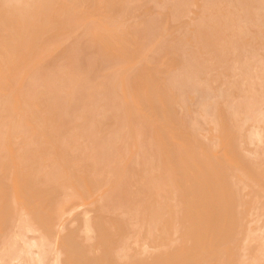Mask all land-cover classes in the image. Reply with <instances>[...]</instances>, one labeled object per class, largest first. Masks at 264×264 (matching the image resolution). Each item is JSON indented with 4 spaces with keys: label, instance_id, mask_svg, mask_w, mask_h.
I'll return each mask as SVG.
<instances>
[{
    "label": "bare ground",
    "instance_id": "bare-ground-1",
    "mask_svg": "<svg viewBox=\"0 0 264 264\" xmlns=\"http://www.w3.org/2000/svg\"><path fill=\"white\" fill-rule=\"evenodd\" d=\"M17 1L18 0H0V6H2L0 8H2L4 11L9 10L12 15L14 14V17H12V18H15V16H16V19H11L12 15L9 12H7L8 15L5 14L7 16L3 17L2 14H4V13H2L3 10L1 9L2 12H0V14L1 13L2 14L0 15V76H1L0 82H3V80L5 81L6 76H7V80L9 78V81L11 82V78H12L11 75L13 74L12 73L13 69L15 68L17 70L19 68V67L16 68L17 67L16 64H18L19 66H20V64H22V61L20 59L26 60V62H27V60L29 58L31 59L32 57H34L33 55L30 56L31 54H34L33 51L36 50V48L34 49L33 46L39 47L40 44L44 43L43 45H45V48H47L48 44L52 43L54 41V39L58 38V36H61L63 38V36H65V35H61V32H63L62 30H64L65 32H66L65 29L69 30L68 26L71 25L70 23L75 22V21H73V19L78 21L79 19L77 20V18H80L81 16H83L82 14L85 13L84 12L85 10H83L84 8L86 9V8L90 7V5H91V7H90L91 9L95 10L96 12L97 11L99 12V14H97V15H100L102 13L101 15H102V17H104L103 20L105 19V17H107V15H106V12H107L109 14H108V19L106 18V20L110 21L111 19L109 20V18H111V17H109V15L110 14L113 15V13L115 15L116 14L115 12H118L119 10H121V9H119V8H121L120 6H122L125 3V2L124 3L122 2V5H121V2L119 3L120 0H21V1L19 0L20 2H17ZM135 1H137V0H135ZM240 1H242V4H243L242 7L244 6V9H247V6H250L251 3H254V5L255 4L258 5V1H260V0H240ZM128 2H131V1H128ZM179 2L176 3V5L179 4ZM207 2H209V1L207 0ZM223 2L225 3V1H223ZM236 2H237V0H236ZM196 3H198V0ZM262 3L264 4V2H262ZM118 4H119V6H118ZM155 4H157V3H155ZM220 4H222V3H220ZM235 4L237 5V3H235ZM130 5H133V3ZM206 5H207V3L204 4L205 7H206ZM225 5H227V4H225ZM77 6L81 7L80 10H81V12L83 11L82 14L80 13L79 9H77V10L75 9ZM82 6H85V7L82 8ZM92 6H93V8H92ZM208 6H211V5L208 4ZM208 6L206 8L210 9V7H208ZM6 7L7 8L12 7V8L6 9ZM156 7H157V5H156ZM187 7H188V5H187ZM222 7H223V5H222ZM178 8H180V7H178ZM216 8H217V6H216ZM229 8H231V7H229ZM253 8H254V6H253ZM175 9H177V8H175ZM207 9H206V12H207ZM213 9L215 10L214 6L210 10H213ZM222 9H224V8H222ZM248 9H250V8L248 7ZM70 10H73V11L70 12ZM88 10L90 11V9H87V11ZM93 10H92V12H95ZM146 10H148V9H146ZM163 10H165V9H163ZM184 10H186V9H184ZM184 10H182V12ZM217 10H219V9L217 8ZM251 10H252V8H251ZM108 11H110V12H108ZM112 11H115V12L111 13ZM142 11H143V9H142ZM243 11H242V13H243ZM22 12H23V15L21 14ZM77 12H78V14H77ZM177 12H178V9H177ZM189 12H190V9H189ZM79 13L81 14V16H79L80 15ZM245 13H246V11H245ZM75 14L78 15L79 17H77ZM85 15L88 16L87 12ZM91 15H92V13H91ZM95 15H96V13H95ZM124 15H125V13H124ZM137 15H139V14H137ZM234 15H235V13H234ZM259 15H261V14L259 13ZM20 16L22 17V19L18 20L21 18ZM210 16L208 14L209 19L212 18ZM241 16H242V14H241ZM18 17H20V18H18ZM70 17H71V19H69ZM72 17H74V18H72ZM92 17H95V16H91V18ZM102 17H100V18H102ZM204 17H206V15L202 16V18H204ZM222 17H220V18H222ZM247 17H250V16H247ZM207 18H206V21L208 22L209 19H207ZM261 18H263V17L261 16ZM97 19H99V18H96V22L98 21L97 25L100 24L99 21L104 22L103 20H97ZM212 19L210 20L211 22H212ZM70 20H71V22H70ZM91 20H93V19L89 18V20H87V22H89ZM247 20H248V18H247ZM81 21H84V20H81ZM107 21H105V22H107ZM119 21H121V20H119ZM203 21H204V19H203ZM230 21H232L231 18H230ZM261 21H263V20H261ZM194 22H196V21H194ZM66 23L68 25H66ZM92 23L87 24V25H89V27H90V26H92ZM157 23H158V21H157ZM59 24L60 25L62 24V26H60ZM128 24H130V22ZM150 24H149V27L150 28L153 27L152 25H154V24L152 23L151 26H150ZM58 25L60 28L61 27L62 28L65 27V28L64 29H58L57 28ZM73 25H75V24H73ZM226 25L228 26V23L227 24L225 23V26ZM235 25L239 26L240 24H235ZM256 25H257V23H256ZM66 26H67V28H66ZM155 26H157V25H155ZM211 26H215V25L211 24ZM217 26L218 25H216V28H217ZM233 26H234V24H233ZM70 27H72V25ZM87 27H86V29H87ZM95 27L96 26L94 25V27H91V28L93 29ZM189 27H191V26H189ZM72 28H70V29H72ZM91 28L90 29L88 28V30H87L88 33H90L89 30L92 32ZM153 28H152V30H153ZM201 28H202V25H201ZM229 28H230V26H229ZM229 28H227V29H229ZM203 29H205V28H203ZM219 29L220 28H218L216 30L218 31ZM224 29H222L221 31L223 32ZM249 29H250V31L252 30L251 28H249ZM57 30H60V32H58ZM97 30H99V32H100V28ZM197 30H199V29H197ZM209 30H210V28H209ZM216 30H214L213 33H215ZM233 30H236V29H233ZM238 30H236V31H238ZM258 30H259V28L256 31H258ZM70 31L72 32V30H70ZM203 31L201 32V34L203 33ZM65 32H63V33H65ZM67 32H69V31H67ZM107 32H105V33L108 35L106 36V34H105L106 37L103 35L104 37H102V38H104V39H102V41L107 40L109 43H107V41L102 42L100 40L101 38H95L98 40V42L100 40L101 46L102 47L105 46L104 48H106L107 44L109 46L112 44V46H113V43H110L111 41L109 38L112 36L111 31L107 30ZM210 32H208V33H210ZM224 32H225V30H224ZM55 33H57V34L59 33L60 35L56 36L57 34H55ZM93 33H94V30H93ZM95 33H97V32H95ZM251 33H252V31H251ZM253 33H254V30H253ZM197 34L200 35L201 38H202V36H205V35L199 34L198 32H197ZM243 34H245V33H243ZM256 34H258V33H256ZM259 34H260V32H259ZM54 35L57 38H53ZM114 35H116V34H114ZM128 35L126 37L128 39L129 38L131 39L133 37V36L128 37ZM210 35H206L207 39H211L212 35L211 36ZM225 35L227 36L228 34H225ZM235 35H236V33H235ZM262 35H264V34H262ZM96 36L99 37L98 35H96ZM125 36H126V34H125ZM200 36L198 37L199 39L197 38L196 40H201ZM219 36H220V38H222L223 35H219ZM61 37H59L58 39H60ZM114 37L115 36H113L112 38L114 39ZM196 37H197V35H196ZM208 37H210V38H208ZM215 37H216V35H215ZM51 38H53V39H51ZM128 39H125V42H126V40L128 41ZM166 39H168V38H166ZM202 39L204 40V38H202ZM228 39H230V38L228 37ZM238 39H239V37H238ZM80 40L82 41V39H79V41ZM92 40H93V38H92ZM92 40L90 41L87 39L86 41H88V43L89 42L91 43ZM211 40L215 44L214 40L218 41L219 38L218 39L214 38V40L213 39H211ZM122 41L120 39V42H122ZM94 42H96V41H94ZM94 42H92V44H89V45L86 44L84 46L88 45L90 47V45H91V47L96 48V47H94V44H95ZM114 42L116 43L115 39H114ZM117 42H119V40ZM79 43L83 44L84 42H79ZM102 43H104L106 45L103 46ZM123 43H124V41L122 42V45H123ZM234 43L236 44V42H234ZM238 43L240 44V42H237V44ZM52 44H50V45H52ZM72 44L73 45H71V48L68 46L70 50H72V48L74 46L73 42H72ZM82 44H81V46H82ZM97 44L98 43L96 42L95 46H97ZM225 44H227V43H225ZM225 44L223 46H225ZM231 44H232V41H231ZM231 44L229 45L230 47H232ZM242 44H240L239 47ZM204 45H205V43H204ZM76 47H77V42H76ZM80 47H79V50L77 49L78 47L76 49L74 48L75 50H72L73 53L72 52L71 53L73 55L69 54L72 57V59L76 60L77 62L81 58L82 55L84 56V57L82 56V58H83L82 60H84V59L86 60L85 55L88 54L87 52H90L88 50L84 54L83 52H85V50L81 51L83 46L81 48ZM102 47L96 48V50L94 49L96 53L95 52L94 53L91 52V53L94 55L95 54L97 55L99 53V49H101L103 51ZM211 47H213L214 50H216V48L219 46L217 45V47H214V46H211ZM241 47H243V46H241ZM27 48H29V49H27ZM56 48H58V47H56ZM93 48H91V50ZM113 48H115V47H113ZM197 48H199V47H197ZM25 49L27 50V54H28V51L30 49H34V50H31L32 53H31V51H29V54L27 55ZM97 49H98V51H97ZM202 49L204 50V47ZM234 49H236V48L234 47ZM37 50L40 51L39 48H37ZM37 50H36V52H37ZM228 50H229V47H228ZM43 51H45V50H43ZM48 51L49 50H47V52ZM54 51H56V49ZM129 51H130V49H129ZM209 51L211 52V50H209ZM103 52H105V51H103ZM103 52H101V53H103ZM204 52H207V50ZM226 52H224V55H226L225 54ZM124 53L127 54L126 52H124ZM190 53H191V56H194V53H193V55H192V52H190ZM190 53H189V55H190ZM207 53H205L204 55H205V57L208 58L209 56ZM92 54H91V56L93 57ZM200 54H201V52H200ZM215 54H217L216 51H215ZM228 54H230V53H228ZM15 55L16 56L19 55L20 58H18V60H17L18 63L16 62V64H15L16 67H12V65L16 61ZM50 55H53V53H51ZM69 55L67 54V57ZM182 55L183 56H180L181 62L179 61V62H174L171 65L169 64L170 67L168 65L167 69L161 68V72H159L160 69H158L159 68V66H158V68L154 69L155 71L150 70V72L148 74V70L151 69L152 67L150 66L149 69L145 68L146 66L143 67L142 69H144V68L145 69L143 72H141V75H137L135 77L132 75L133 78H130L131 80H129L130 81L129 85H128L129 94H127L125 92L126 94L124 96L125 97L124 99H126V97L128 96L127 100H125V101H128V103L123 104V105L121 103H119L120 104L119 109H116L118 107L115 106V105H117L118 102L115 105L111 104L112 106H115L116 111L117 112L119 111L121 114L119 112L118 113L124 117L123 118L122 116L119 115L120 120H118L116 122V125L119 124L120 122L123 124L124 120L126 121V123L128 121H131V123H132V121L139 119L142 122V124H143V122H145V125L143 124L144 127H146V125L150 126V127L146 128V129L149 128L148 131L150 133V136H148V135L146 136L147 133L145 134V136L147 138L150 137V141H149V138H148V140H146V138H144V136H143L144 133L142 134L141 129L143 128L142 130L144 132V127L140 125L141 123L138 124L141 126V127L138 126L139 128H141V129H139L140 134H142V137L140 136L141 140L144 138L145 143H146V141L148 142L147 143V150H146V146H145L146 144L143 145L144 139H143V142L142 141L139 142L140 144L142 143V145H140L141 147L144 146V148H145L144 152L141 149L138 150L139 144H136V146H138V147H136V146L134 147V145L137 141L135 140V143L134 142L132 143L131 142V140L133 139L132 136H131V139L129 138L130 140L128 142H125L122 140V138H124V137H122V135H125L123 132L126 131V128H127L126 126H124V127H126L125 130L123 127V132H121L122 133L121 137H119V135H118L120 131L118 132V134H117L118 137H117L116 133L118 131V128L121 129L122 126L121 127L116 126L117 131L114 132L115 126H113V125L115 124V122L112 123L111 122L112 120L105 121V119H104L105 123H104V121H102L103 124L101 123L102 125L99 126L100 129L98 128L99 131L102 130L100 132H103L104 136L98 135V137L100 136L102 138L101 139L99 138L100 140L98 139L99 142H97V144H96L97 147H94V149L97 148L96 154L93 153V155L90 156V159L89 158H82L79 155L77 156L75 154H71V152H72L71 150L74 151L75 148L70 147L69 150H68V148H65V147H67V145H64L65 142H63V140H61V138L58 136L59 135L58 134L59 126L56 125L53 121L56 119V113L55 112L59 111V114L57 116L62 118L63 114L65 115V113H67V110L70 109L69 105H71L70 104L71 102L68 103V105H67V103H64L65 105H63V102H62L61 107L58 108L59 110L56 109L57 107L55 108L56 111H55V109H52L54 111L53 113H55V114L50 113V115H49V119L52 120V123L50 121L43 122L42 120L45 119L46 114L44 113V115H45L44 116L41 110H40L41 112L38 111L40 109V107H39V104H37L38 101H36L38 97L35 96L39 92H37V94H35V95L32 94V95H34V96H32V98L33 97L36 98V100L34 98L33 99L34 102H32V104L34 103V105H35L33 107V109H34L33 110L32 107H30V106H27L26 108L22 107L23 105H25L24 102H26V100H23L22 97L20 99L19 95L13 93L14 91H12V94L13 95L15 94L14 95L15 97L11 96V99L13 98L12 102H14V99L17 97V100L19 99L18 101L20 103L22 101L23 105H21L19 102H17V100H15L14 103L20 104L21 107H19L18 105L15 106V112L13 113L12 110L14 111V106H13L14 103H11L12 105H10V106L8 105V106H9V108L12 107L13 109L11 108V111H3V109L5 110L8 102H11V99L9 97L12 94L10 93L11 90H9V89L12 86L11 87H9V86L12 85L14 83V81H13V83L11 82L12 84L11 83L6 84L5 82H3V84H5V87L7 86L9 88H7V87L5 88L4 85L2 84L3 90L1 88H0V90L1 91H9V92H6L7 96L4 94L5 92H3V93L0 92V95L1 94L5 95L6 99L9 98L10 100L8 99L9 101L7 102V104L6 103H5L6 105L4 104L5 107L3 109H2V106H3L2 104L4 102L1 103L0 111L2 109L1 112L2 113L7 112V114H10L9 112H12L10 114V115H12V117L9 116L12 118V120H10V123L7 124V122H9L8 121V119H9L8 115L5 114V115H7V117L5 116V118L3 120H1L3 118L2 115H4V113L3 114L1 113L0 124L2 126L0 125V264H3L2 263V260H3L2 257L5 256L7 253L10 254V252L13 251V248H12V250H10V252L6 253L8 248L12 247L13 241L15 242V241H21V240L23 241V243L26 246L24 249L27 248L26 250H28L27 254L29 255V257H27V259H28V261H30L29 263H31V264H47V263H49L46 261V255H48L47 259L50 260L51 264H251V263H253V264H264V260L262 259V257H264V217H263L264 211L261 212L262 216H260V212L258 213V211H257L260 208H262V209L264 208V154L260 155L259 151L261 150V148H259L260 150H258V147L259 146L261 147L260 144H262L263 145L262 152L264 151L263 150L264 149V68H262L261 66H258L257 62H254L257 64V66L254 68V67L250 66L249 63H251V62H249L248 60H247V62H249L248 63L249 65L244 62L245 60L243 61L244 63H242V64L239 61H237L241 64V65H238L237 68L233 67L230 69H226L231 74L233 73V76L230 77V75H229L230 73L228 74V76H226L227 71L222 72L220 70L222 73L220 71H218V72L220 74H222L221 75L222 77H220L219 76L220 74L218 72H216V76H215V74H214V76L216 78H218V77L219 78L217 80L216 79L214 80L215 77L212 76L213 74H211V75L209 74L210 77L208 76V70L205 69L207 66L205 68L202 67V65L204 63H201V65H198L199 64L198 62L200 61V60H198L197 64H195L194 62L191 61V59L188 58L187 55H184V54H182ZM234 55H235V53H234ZM13 56L15 58L14 60H12ZM26 56H28L27 57L28 59L27 58L23 59ZM65 56H66V54H65ZM91 56L89 57L88 60L94 61L95 59H90ZM196 56H194V57L196 58ZM201 56H203V55L201 54ZM67 57H65V59ZM69 57H68V59L70 60ZM87 57H88V55H87ZM229 57H230V55H229ZM233 58H235V57H233ZM241 58H240V60H241ZM30 59L28 60L29 62L31 61ZM99 59H101V57H99ZM111 59H113V58H111ZM200 59H201V57H200ZM214 59L215 58H213V60ZM247 59H249V57H247ZM6 60H8L9 63L6 62ZM19 60L21 63H19ZM49 60L51 62L50 58H49ZM106 61H109V60H106ZM157 61L159 62L160 60H157ZM161 61H162V59H161ZM210 61H212V60H210ZM26 62H25V65L26 64L29 65V63H26ZM79 62H80V60H79ZM87 62L88 61H85L84 64L86 65ZM96 62H97V60H96ZM162 62H164V61H162ZM225 62H226V60H225ZM225 62L223 61V64ZM98 63H96L95 72H96V70L98 71V69H97ZM261 63H263V62H261ZM92 64H93V62H92ZM218 64H219V62H218ZM256 64H254V65H256ZM4 65H7V66L11 65L10 70L12 69L11 70L12 74H10L9 67L7 68V72H9L11 77L8 76L9 74H7L6 69H5L6 66L4 67ZM15 65H13V66H15ZM36 65H37V63H36ZM44 65L47 67V66H51L52 64L48 65V64L44 63ZM53 65H54V63H53ZM55 65H58V64L55 63ZM76 65H78V64H76ZM88 65H87V67H88ZM90 65H91V62H90ZM107 65H109L108 62L105 66H107ZM226 65H228V63H226ZM214 66L215 65H213V67ZM228 66H225V67H228ZM236 66H237V64H236ZM263 66H264V64H263ZM21 67L19 70L23 69V67L22 68ZM42 67H43V65H42ZM51 68L53 69V66ZM80 68H82V67H80ZM84 68H86V67H84ZM92 68L93 67H91V70H92ZM31 69H30V71H32ZM131 69L132 68L130 67V70ZM16 70L14 73L15 79L17 77V75H15V74L19 71V70H17V72H16ZM28 70H29V68H28ZM33 70H37V69H33ZM40 70H41L40 72H42V69H40ZM86 70H87V68L84 71L85 73H87ZM145 70H147V71H145ZM49 71H53V70H49ZM49 71H48V73H49ZM80 71L81 70H79V72ZM82 71H83V68H82ZM157 71H158V73H157ZM213 71H211V72H213ZM4 72H6L7 75ZM21 72L22 71H19V73H21ZM26 72H27V70H26ZM84 72H82V73H84ZM89 72L90 71H88V74H89ZM19 73H17V74L20 75ZM29 73L30 72H28L26 74H29ZM62 73L63 72H61V74ZM104 73H105V71H104ZM151 73L153 75H151ZM217 73H218V75H217ZM51 74H52V72H51ZM75 74H74V76H75ZM4 75H5V78H4ZM41 75H44V73H41ZM46 75H44V76H46ZM21 76L22 75H20V77ZM24 76H26V75L24 74ZM47 76L44 78L45 80H46ZM53 76L55 77V75H53ZM53 76L50 75V79ZM59 76L57 74V77H59ZM109 76L113 77L112 74ZM81 77H84V76H81ZM53 78L51 80L50 79L49 80L52 82V80L54 81ZM88 78L86 80H88ZM107 79H109V81L112 80V79L110 80V78H108V77H107ZM66 80H67V78H66ZM19 81H21V79H19ZM19 81H17V83ZM109 81H107L108 85H110L108 83ZM21 82H20V85H21ZM47 82H48V79H47ZM77 82L79 83L80 81L78 80ZM81 82H83V81H81ZM17 83L16 84L14 83L15 85H13L14 86L13 89L11 88L12 90H14L16 88L15 86L17 85ZM73 83H75V82H73ZM212 83H214L216 85H213ZM98 84H99V82H98ZM20 85L18 84L17 86H20ZM51 85H52V83H51ZM79 85H81V83ZM102 85H105V84H102ZM55 86H56V84H55ZM82 86H83V84H82ZM0 87H1V85H0ZM96 87H97V85H96ZM109 87H112V86H109ZM114 88H115V91L118 90V89H116V87H114ZM17 89H18V87L16 88V90ZM93 89H91V90H93ZM16 90H15V92H16ZM22 90L17 91V92H21ZM34 90H31V91H33V93H34ZM104 90H106V89H103V91ZM108 90H109L110 94L113 93V95H110L107 90L106 91L108 93L107 92L106 93L101 92L103 94L101 95V93H100V95L103 96L106 94V97L107 96L108 97L114 96L115 100H116L117 96H115V95L117 93L111 92L112 88H111V90L110 89H108ZM124 90H125V88H124ZM38 91H40V90H38ZM48 91H50V90L48 89ZM80 91H78V92H80ZM24 92H25V90H24ZM44 92H46V89ZM71 92H68V93L70 94ZM25 93H27V90ZM28 93L30 94V91H28ZM94 93H93V95H94ZM85 94H86V92H85ZM96 94H97V92H96ZM8 95H9V97H8ZM91 95H92V93H91ZM100 95H99V97H100ZM123 95H124V92H123ZM1 96H0V98H1ZM26 96H27V94H26ZM41 96H43V97H41ZM114 97H112V99H114ZM42 98H43V100H42ZM45 98H46V94L40 95L39 101L40 102H41V100L47 101V104H44V105L45 106L47 105V107L50 106L52 108L54 103H53V105L51 103L48 106V103H49L48 99L49 98H46V99ZM2 99H5V98L2 96ZM30 99H31V97H30ZM88 99H90V98H88ZM102 99H104V96ZM84 100H86V99H84ZM104 100H107V99H104ZM118 100L120 101V99H118ZM0 101H1V99H0ZM4 101H6V100H4ZM27 101H30V100H27ZM99 102H100V100H99ZM106 102L107 103L110 102V99L108 98V101H106ZM41 103H43V102H41ZM103 103L105 104V102H103ZM188 103L189 104L191 103L192 106L189 105V106H191L190 108H188V106H187V108H185L186 107L185 104L188 105ZM57 104H59V103H57ZM66 105L69 106V109ZM89 105H90V103H89ZM108 105H104V106H108ZM91 106L93 108V104H91ZM50 107H49V109H50ZM63 107H64L66 112L63 111ZM90 107H89V109H90ZM85 109H86V107H85ZM85 109H83V110H85ZM89 109H86V110H89ZM6 110H8V107L6 108ZM52 110L50 109V111H52ZM100 110H101V108H100ZM69 111H71V110H69ZM23 112H25V114H23ZM81 112H82V110H81ZM109 112H110V110H109ZM102 113H103V111L100 114H102ZM110 113H112V112H110ZM247 113H248V115H247ZM27 114H29V115L33 114L34 117H32L30 115L32 117V119H29L30 116H28ZM113 114H115V113L113 112ZM26 116H28L29 117L28 119L33 122L32 127H34V129H32V127H31L30 133L28 132V130H30V129L26 130L25 133L26 134L29 133V135L31 133H33V134L31 137H29L28 134L24 135L27 138L29 137V140L27 138H25L24 136H21V137L19 136V138H21V139L25 138L27 140L26 141L27 144L29 143L28 141H30L29 145H25L26 144L24 142L25 139L22 142L20 139L17 138L18 136H16V134H18V133L15 132V134H14L11 131L12 130L11 127L14 128V126H11V123L13 125L16 120L19 123L20 118L22 119L21 121H24ZM104 116H105V114H104ZM18 117H19V120H18ZM84 117H85V115H84ZM89 117L90 118H88V119H90V120H88V123H89V121L91 123L93 118L91 116H89ZM200 117H203V119L205 121H207V122L211 121L210 123H212L211 124V126H213L212 128H210V126L209 127L206 126L204 129V131L206 132L207 135L204 134L202 132V130H198V129H201L200 125H202V128L204 125V122H202L203 120H201V122L203 124H200V121H199ZM101 118H102V116H101ZM106 119H107V116H106ZM249 119L252 120V123L249 124V122H248V124H247V121ZM4 120L7 122H5ZM93 122H94V120H93ZM207 122H205V124ZM3 123L5 125H7L6 129H4L5 125L3 126ZM95 123L96 122H94V124ZM134 123H136V122L134 121ZM96 124L99 125L100 123L97 122ZM243 124H247L245 129H244L245 125L243 126ZM89 126H90V124H89ZM96 126H95V128H96ZM91 127H93V125L90 126V130L92 129ZM242 127L245 131L244 132L245 134H243V132L240 131V130H242ZM206 128H208V129H206ZM86 129L87 130L84 129V131L87 132L89 130V127L87 126ZM109 129H111L112 131L110 130V132H109L108 131ZM146 129H145V131L148 132ZM209 129H210V131H208ZM4 130H6V131H4ZM33 130H34V132H33ZM104 131H106L107 133H105ZM121 131H122V129H121ZM200 131H201V133H200ZM88 132H91V131H88ZM111 132H113V133H111ZM94 133L96 134V136H97V134H101L98 132H94ZM136 133H138V131ZM19 135H21V134H19ZM90 136H92V139H93L94 134H92V135L90 134ZM22 137H24V138H22ZM127 137H129V136H125L124 139L126 140ZM140 137H138V138L140 139ZM15 138H16V140L17 139L18 140L16 141ZM135 139H136V137H135ZM95 140L97 141L96 138H95ZM118 141H119V143H118ZM93 142H94V140H93ZM60 143L63 144L62 145L63 147H61ZM66 143H67V140H66ZM89 143L90 142L88 141L87 147H90L91 150L88 148V153L89 152L91 153V151L94 150L93 147H91V146L96 142H94V143H92V145L88 146ZM127 144L133 146L134 150H132L130 148L131 146H129V148H130L129 153L132 150V152H131L132 155L129 154L130 158L128 157L126 159V161L124 160L125 162L122 161L124 165L122 164L123 167H122V169H120L121 168L120 159L121 158L123 159L124 157H122V156L126 155V152L124 153V149L126 146H128ZM148 145H149V148H148ZM126 148H128V147H126ZM137 150L142 151L143 153L139 152L140 154L142 153L140 156H137L139 153L134 155V153H136ZM257 150H258V152H257ZM125 151H126V149H125ZM134 151H136V152H134ZM93 152H95V150ZM120 153L123 154V155L121 154V157H120ZM81 158H82V160H81ZM91 160L93 162L92 165H91V163H88ZM109 166H111V167H109ZM117 166H120V168H118L119 172L117 171ZM108 167L110 168L108 170H109V173H111V177H108V176H110V174H108V176L106 174V173H108V170H107V172L105 171ZM43 169H46V171ZM104 171H105L106 176H103ZM115 171H117V172H115ZM156 171H157V173L155 176H157V178L155 176H151V174L152 173L155 174ZM112 173H114L115 175L117 174V175L113 176L114 174L112 175ZM122 173H124V174L122 175ZM101 174H102V177H101ZM112 177H115V178H112ZM132 177H133V179L135 178L134 180L136 181V183H134L135 181L132 179ZM100 178H101V181H100ZM152 178H154V181H156L158 179V181H156V182H159V184L156 182L154 184L156 187V190L158 191V194L156 191L157 197L155 198V196H154V199H153V197H152L153 195L149 194L151 192V190L149 189L150 192L148 191L149 192L148 196L152 198V201H151V198H150V200H147V198H149V197H147L145 200V197L143 194L142 195H143L144 199H142V195H140V194L143 192V191L141 192V190H142L141 188L143 186H140L139 184L146 183V182L150 183ZM102 179L103 180L107 179L108 181H111V179H114V180H112L110 182L111 183L110 184L107 181L105 183V181H102ZM139 179L141 180V183H139V181H140ZM103 182L105 185H103ZM152 182H153V179H152ZM107 183L109 184V186ZM132 183L137 185V187H138L137 190L133 189L134 187L136 188V186L134 184H133L134 185L133 186ZM137 183H139V184H137ZM150 185H149V187H150ZM156 185H158V187ZM112 187L115 189H112ZM139 187H141V188H139ZM155 187H153V188L155 189ZM131 188L133 189V192L132 191L130 192ZM109 189L110 190L112 189L113 193L116 196V198H114V200L120 199L121 198L120 196H122L124 198L126 196H129V198H130L131 195L135 196L137 191L140 189V192L139 191L138 192H139V195L141 196V199L148 201L146 204H143L141 206V210L144 211L145 215L147 216V217H145L146 221L144 219V221L147 223V225H146L147 229L144 225H143L144 227L142 225L140 226V224H142L141 222L139 223V222L135 221L136 223H134L135 219H133V218H132L133 219L132 222L134 224L139 223V226H136V227H139V228L143 227V230L146 229L145 230L147 232L146 234H148L149 237H151L152 242L149 239L148 241L150 243L149 242L142 243V245L140 247L141 249H138V250L134 249V251L135 250L136 251L135 252L132 251L133 253H129V252H131L129 250L128 254H126L127 251L123 247L125 244H124V241H122L125 239L122 236L126 235V229L128 227L130 229L131 228L130 225L133 224L132 222H130L131 220H129L130 218L128 217V215L132 216V215H134V212H133V214L131 212V214H132L131 215V214H129L130 210L137 211L135 209H138L139 208L138 205H141V203H143V202H141V200H140L139 201L140 204H139L138 201L136 202V200H135L136 198L131 196V198H135V199H131L132 201H130L129 204L135 200V202H136L135 206L133 204V205H131L132 207L130 206L131 208L129 210L124 209L125 211L122 209L123 213H121L122 212V211L120 212L121 207L119 208L118 205L120 204L119 206L123 207V206H125L126 201L123 202V205L121 202H119V203L116 202L118 204V205L116 204L118 208L116 207V205L111 207V205H113V204H110V200L111 199H112V201H114V200H113V197L110 199V196H113V194H109L110 193V191H108ZM123 189L125 190L124 191L125 193H122ZM143 190H145V189H143ZM146 193H147V190L144 194L146 195ZM123 195H125V196H123ZM136 197L138 198V194ZM73 198L79 199L80 201L79 202H73L72 201ZM124 198L122 199V201L124 200ZM75 203H77V204H75ZM70 206H71V209L69 208ZM137 206H138V208H135ZM76 208L77 209L80 208V209L77 210ZM125 208L128 209L127 206H125ZM255 208H256V212L258 214H256V216L254 217L252 212L255 211L254 210ZM257 208H259V209H257ZM66 209H69V212L72 211L73 209H76V212H74L72 214V216L69 215L70 217H66V216H63ZM117 210H118V213H117ZM251 210H254V211L251 212ZM115 211H116V213H115ZM138 212L141 213V211H138ZM66 214H68V212ZM79 214H80V216H77ZM135 216H136V212H135ZM135 216H132V217H135ZM140 217H141V215H140ZM136 219H138V218H136ZM260 219L263 220L261 222V224H259V225L255 224V223H257L258 220L261 221ZM128 223H130L129 226H128ZM252 223L254 224V227L251 225ZM255 225H258V227L255 228ZM21 226L24 228L22 229ZM20 227H21V229H20ZM18 230H19V232H17L18 233L17 234L16 231H18ZM20 230H23L22 232H25V231L35 232V233H38V235L36 234L37 236L35 235V236L30 237L29 235L31 233L30 234L28 233L29 235L26 233L28 235V238H27V236L24 235L25 233H22ZM127 231H128V229H127ZM124 232H125V234H124ZM14 234H17V235H15V236H17V239L19 238L18 235L22 239L21 238H20L21 240L15 239L16 237L14 238ZM47 235H50V238H51L49 240L50 242L49 243L48 242L47 243L42 242L43 240H45ZM146 238L147 237H145L143 239V242ZM254 239H257L258 242H256ZM253 241H255V243H257V246H255V245L254 246L251 245V246H252V248L255 247V250L258 252V254H256L257 252L252 253V255L250 256L251 253H250V250L247 249V247H248V243L253 242ZM15 245H16V243H15ZM5 247H7V250L5 249ZM22 247L23 246H21L17 249V250H19L20 253H18L17 250H14L17 252V253H15V252L14 253L16 255L17 254L20 255L21 254L20 250L22 249ZM34 247H35V250L33 249ZM31 249H33L34 251ZM246 250L250 253V254L247 253V255H249V257L246 255V252H247ZM259 251H260V253H259ZM251 252H253V251H251ZM14 253L11 252L12 255L10 254L11 257L14 256L13 259H15V256H16ZM49 255L51 258L49 257ZM25 256H26V254L23 256V258ZM11 257H10V260H12ZM16 258L18 259V257H16ZM4 259H6V258H4ZM17 259H15V260L18 261ZM251 260H253L255 262H252ZM18 264H23V263H18Z\"/></svg>",
    "mask_w": 264,
    "mask_h": 264
},
{
    "label": "rangeland",
    "instance_id": "rangeland-1",
    "mask_svg": "<svg viewBox=\"0 0 264 264\" xmlns=\"http://www.w3.org/2000/svg\"><path fill=\"white\" fill-rule=\"evenodd\" d=\"M21 1V0H20ZM19 0L17 1V2H20ZM128 1H131V2H128ZM177 1V2H176ZM181 3H180V2ZM209 2H207V0H198V3H196L197 2V0H137V1H133V0H120L119 1V3L121 2V5H122V2L124 3L122 6H120L121 8H119V9H121V10H117L118 12H115V11H112L111 13H113V12H115L116 14V16L114 15V13H113V15L112 14H110L109 15V17H111V18H109V20L110 21H107L106 20V18L108 19V14L109 13H107L106 12V15H107V17H105V19L103 20V18L104 17H102V13L100 14V15H97V14H99V12L97 11H95V10H93V9H91L90 7H91V5H90V7H88V8H84L83 10H85L84 12L85 13H83V11L81 12V7L79 8L78 6V8L76 7L75 9L77 10V9H79L80 10V13L84 16H81V14L79 15V16H81L80 18H77V20L78 21H76V20H74L73 19V21H75L74 23H72L71 22V20H70V24L72 25V27H70V26H68L69 27V30L68 29H65L66 30V32L64 31V30H62L63 32H65V33H63V32H61V35H65V36H63V38L61 37V36H58V35H60L59 33L57 34V33H55V34H57L56 36H58V38L59 37H61L60 39H58L57 37H55V35H54V37L53 38H57V39H54V41L52 42V43H47L45 40V42L48 44V46H47V48H45V45H43V44H40V46L39 47H35V46H33L34 47V49L36 48V50H37V48H39L40 49V51H38L37 50V52H36V50L35 51H33L34 52V54H31L32 53V51L31 50H34V49H30L29 51H31V55L30 56H34V57H32L30 60V62L28 61L29 59L27 58L28 56H26V57H24L23 59H25V58H27L28 60H27V62H26V60H22V59H20L21 61H22V64H20V66L18 65V64H16V62L18 63V58H20V56L18 55V56H16L15 55V58H14V56L12 57L13 59L12 60H16L15 61V63L13 64V65H17V67H16V65L15 66H13L12 65V67H16V68H18L17 70H19L20 69V67L22 66L23 67V69L22 70H19V71H22L21 73H19V71L17 72V70H16V72L17 73H19L20 75H22L21 77H20V75H18L17 73L15 74V75H17V77H16V79H15V77H14V73H15V70L13 69V74L11 73V70H10V67H11V65L10 66H7V65H4V67H5V69H6V72H7V68L9 67V70H10V74H12L11 76H12V78H11V82L13 83V81H14V83L16 84L17 83V81H19V79H21V81H19L18 83H17V85L19 84L20 85V82H21V85L20 86H15L16 88L18 87V89L16 90V88L14 89V90H12L13 88H14V86L13 85H15L14 83L12 84L10 81H9V78H8V80H7V76H6V78H5V75H4V78H5V81L3 80V82H5L6 84H12V85H8L9 87H11L9 90H11L10 91V93L12 94V91H14L13 93H15V94H17V95H19V97H20V99H21V97L23 98V100H26V102H24V104L25 105H23V103H22V101H21V103L17 100V97L14 99V102H15V100H17V102H19L21 105H23L22 107H27V106H30V107H32V109H33V107L35 106L34 105V103L32 104V102H34V98L35 97H33L32 98V96H34L35 94H37V92H39L37 95H35L36 97H38L37 98V100H36V98H35V100L36 101H38V103L37 104H39V107H40V109L38 110V111H42V113H43V115H44V113L46 114V116H45V119H43L42 121L43 122H48V121H50L51 123H52V120H50L49 119V115H50V113H52V114H55L56 113V119L55 120H53L54 121V123L56 124V125H58L59 126V128H58V136L61 138V140H63V142H65V144L64 145H67V147H65V148H68V150H69V148L70 147H74L75 148V150L73 151V150H71L70 152H71V154H75V155H79V156H81L82 158H89L90 159V156L91 155H93V153H95L96 154V150H97V148L96 149H94V147H97L96 146V144H97V142H99L98 141V139L100 138H102V137H98V135H103L104 133L103 132H100V131H102V130H98V128H99V126L100 125H102L103 123H102V121H104V119H105V121H110V120H112L111 122L112 123H114L115 122V124L113 125V126H115L114 127V129H115V131L114 132H116L117 131V128H116V126H119V127H121L122 126V131H121V129H119L118 128V131H117V133H116V136L118 137V135H119V137H121V135H122V133L121 132H123V127L124 126H126V127H124V130H125V128H126V131H124L123 133L125 134V135H122V137H124L125 138V136H129V137H127L126 138V140L124 139V138H122V140L123 141H125V142H128L130 139H131V136L133 137V139L131 140V142L133 143H135V140L138 142H136L135 143V145H134V147L136 146V144H139L138 146H139V149L138 150H142L143 152L145 151V148H144V146L143 147H141L140 145H142V143L140 144L139 142L140 141H142L143 142V139L144 138H146V140H148V138H149V141H150V137H146L147 135L148 136H150V133H149V131H148V129H146L147 127H150V126H147L146 125V127H144V125H145V122H143V124H142V122L138 119V120H134L136 123H134V121H132V123H131V121H128L127 123H126V121L124 120V123L122 124L121 122L119 123V124H117L116 125V122L118 121V120H120L119 118V115L121 114L119 111V113L116 111V109H119V103H121L122 105L123 104H127L128 103V101H125V100H127V97H126V99H124L125 97V94L127 93V94H129V87H128V85H129V80H131L130 78H133V76L135 77V76H137V75H141V72H143L144 71V69L145 68H148L149 69V67L151 66L152 68L151 69H149L148 70V74H149V72H150V70L152 71V70H154V69H156V68H158V66H159V68L158 69H160V71L159 72H161V68L162 69H164V68H166L167 69V67H168V65L170 64H172V63H174V62H179L180 61V56H183L182 54H184V55H187L188 56V58L189 59H191V61L192 62H194L195 64H197V61L198 60H200L198 63V65H201V63H204L203 65H202V67H206L205 69H207L208 70V76H209V74L211 75V74H213L212 76L213 77H215L216 76V72H218V71H222V72H226L227 70L226 69H230V68H233V67H235V68H237L238 67V65H241L242 63H249V62H251V63H249L250 64V66H252V67H256L257 66V64L256 63H254V62H257L258 63V66H261L262 68H264V66H263V64H264V35H262V34H264V4L262 3V2H264V0H260V1H258V5H254V3H251L250 4V6H247V9H244V6L242 7V1H240V0H237V2H236V0H208ZM222 1V2H221ZM223 1H225V3L223 2ZM234 3H233V2ZM161 2V3H160ZM163 2V3H162ZM179 2V4H177L176 5V3H178ZM186 4H185V3ZM228 2V3H227ZM240 2V3H239ZM133 3V5H130V4H132ZM155 3H157V4H155ZM189 3V4H188ZM200 3V4H199ZM207 3V5H206V7L208 6V4L209 5H211V6H208V7H210V9H212L213 8V6L215 7V10L213 9V10H210L209 8L207 9L205 6H204V4H206ZM220 3H222V4H220ZM235 3H237V5L235 4ZM86 4V3H85ZM84 4V5H85ZM150 4V5H149ZM154 4V5H153ZM161 4V5H160ZM225 4H227V5H225ZM229 4V5H228ZM240 4V5H239ZM263 4V5H262ZM135 5V6H134ZM156 5H157V7H156ZM167 5V6H166ZM187 5H188V7H187ZM222 5H223V7H222ZM225 5V6H224ZM239 5V6H238ZM254 6V8H253V6ZM118 6H119V4H118ZM130 8H129V7ZM134 6V7H133ZM159 6V7H158ZM177 6V7H176ZM216 6H217V8L220 10H217V8H216ZM231 7V8H229V7ZM263 6V7H262ZM0 7H2V6H0ZM83 7H85V6H82V8ZM125 7V8H124ZM132 7V8H131ZM142 7V8H141ZM151 7V8H150ZM156 7V8H155ZM177 8L178 9V12H177V9H175V8ZM178 7H180V8H178ZM203 7V8H202ZM237 7V8H236ZM239 7V8H238ZM248 7L250 8V9H248ZM9 8V7H8ZM7 7H6V9H8ZM12 8V7H11ZM11 8H9V9H11ZM92 8H93V6H92ZM183 8V9H182ZM190 9V12H189V9ZM197 8V9H196ZM222 8H224V9H222ZM241 8V9H240ZM251 8H252V10H251ZM1 9L2 8H0V12H2L1 11ZM74 9V8H73ZM74 9V10H75ZM87 9H90V11L88 10L87 11ZM126 9V10H125ZM142 9H143V11H142ZM146 9H148V10H146ZM150 9V10H149ZM152 9V10H151ZM163 9H165V10H163ZM184 9H186V10H184ZM206 9H207V12H206ZM229 9V10H228ZM244 11H243V10ZM262 9V10H261ZM3 10V9H2ZM75 10V11H76ZM78 10V11H79ZM92 10L93 11H95V12H92ZM163 10V11H162ZM182 10H184L183 12H182ZM209 10V11H208ZM233 10V11H232ZM257 10V11H256ZM73 10H70V12H72ZM148 11V12H147ZM153 11V12H152ZM159 11V12H158ZM217 11V12H216ZM226 11V12H225ZM230 11V12H229ZM236 11V12H235ZM242 11H243V13L245 14H243L242 13ZM245 11H246V13H245ZM248 11V12H247ZM7 12H9L10 13V11L9 10H6V11H4L3 10V12L2 13H4V14H2V16L3 17H6L8 14H7ZM86 12H87V14H88V16H86L85 14H86ZM90 12V13H89ZM108 12H110V11H108ZM198 12V13H197ZM213 12V13H212ZM216 12V13H215ZM91 13H92V15H91ZM95 13H96V15L98 16H96L95 15ZM123 13V14H122ZM124 13H125V15H124ZM130 13V14H129ZM155 13V14H154ZM179 13V14H178ZM234 13H235V15H234ZM239 13V14H238ZM250 15H249V14ZM259 13L261 14V15H259ZM0 14V15H1ZM5 14H7V15H5ZM11 14V13H10ZM9 14V15H10ZM16 14V13H15ZM22 15H23V12L21 13ZM77 14H78V12H77ZM137 14H139V15H137ZM208 14H209V16L210 17H212V18H210L209 19V17H208ZM215 14V15H214ZM241 14H242V16H241ZM247 14V15H246ZM12 15V14H11ZM17 15V14H16ZM76 15V14H75ZM95 16L96 18H99V19H97V20H103L104 22H102V21H99V25H97V22H96V18L95 17H92L91 18V16ZM158 15V16H157ZM205 16L206 15V17H204V18H202V16ZM224 15V16H223ZM228 15V16H227ZM252 15V16H251ZM77 17H79L78 15H76ZM126 16V17H125ZM152 16V17H151ZM154 16V17H153ZM198 18H197V17ZM223 16V17H222ZM247 16H250V17H247ZM261 16L263 17V18H261ZM12 17H14V14L11 16V19H16V16H15V18H12ZM21 17V16H20ZM20 17H18V18H20ZM69 17V16H68ZM75 17V16H74ZM74 17H72V18H74ZM100 17H102V18H100ZM113 17V18H112ZM163 17V18H162ZM187 17V18H186ZM208 17V18H207ZM220 17H222V18H220ZM248 18V20H247V18ZM260 17V18H259ZM85 18V19H84ZM89 18L90 19H93V20H91V21H89V22H87V20H89ZM120 18V19H119ZM166 18V19H165ZM200 18V19H199ZM202 18V19H201ZM206 18L207 19H209L208 20V22L206 21ZM217 18V19H216ZM226 18V19H225ZM230 18H231V20L232 21H230ZM258 18V19H257ZM22 19V17L20 18V19H18V20H21ZM69 19H71V17L69 18ZM76 19V18H75ZM142 19V20H141ZM180 19V20H179ZM203 19H204V21H203ZM212 19V22L210 21ZM216 21H215V20ZM222 19V20H221ZM81 20H84V21H81ZM119 20H121V21H119ZM148 20V21H147ZM170 20V21H169ZM229 20V21H228ZM261 20H263V21H261ZM87 23H86V22ZM105 21H107V22H105ZM128 21V22H127ZM138 21V22H137ZM157 21H158V23H157ZM166 21V22H165ZM194 21H196V22H194ZM215 21V22H214ZM224 21V22H223ZM234 21V22H233ZM77 22V23H76ZM93 22V23H92ZM130 22V24H128ZM142 22V23H141ZM151 24H150V23ZM207 22V23H206ZM214 22V23H213ZM219 22V23H218ZM240 22V23H239ZM84 23V24H83ZM86 23V24H85ZM92 23V26H90L89 27V25H87V24H91ZM148 23V24H147ZM152 23L154 24V25H152ZM195 23V24H194ZM200 23V24H199ZM225 23L227 24L228 23V26L226 25L225 26ZM244 23V24H243ZM256 23H257V25H256ZM73 24H75V25H73ZM128 24V25H127ZM133 24V25H132ZM144 24V25H143ZM149 24H150V26L152 25L153 27L155 26V25H157V26H155L154 28L153 27H149ZM204 24V25H203ZM211 24L212 25H215V26H211ZM233 24H234V26H233ZM235 24H240L239 26L238 25H235ZM60 25V24H59ZM59 25L57 26V28L58 29H64L65 27H59ZM66 25H68L67 23H66ZM84 25V26H83ZM94 25L96 26L95 28H91V27H94ZM148 25V26H147ZM198 25V26H197ZM201 25H202V28H201ZM216 25H218L217 26V28H216ZM232 25V26H231ZM248 25V26H247ZM60 26H62V24L60 25ZM88 26V27H87ZM98 26V27H97ZM118 26V27H117ZM189 26H191V27H189ZM209 26V27H208ZM229 26H230V28H229ZM86 27H87V29H86ZM148 27V28H147ZM214 27V28H213ZM238 27V28H237ZM66 28H67V26H66ZM70 28H72V29H70ZM88 28L90 29H92V32L89 30V32L90 33H88ZM100 28V32H99V30H97V29H99ZM117 28V29H116ZM144 28V29H143ZM152 28H153V30H152ZM179 28V29H178ZM203 28H205V29H203ZM209 28H210V30H209ZM218 28H220L218 31L216 30V29H218ZM225 28V29H224ZM227 28H229V29H227ZM249 28H251L252 30V33H251V31H250V29ZM259 28V30L258 31H256L257 29ZM102 29V30H101ZM151 29V30H150ZM197 29H199V30H197ZM204 31H203V30ZM222 29H224L225 30V32H224V30H223V32L221 31ZM227 29V30H226ZM233 29H236V30H238V31H236V30H233ZM248 29V30H247ZM70 30H72V32L70 31ZM93 30H94V33H93ZM96 30V31H95ZM106 30V31H105ZM107 30L108 31H111V37H109L110 38V43H113V46H112V44L109 46L108 44H107V46H106V48H104L105 46L104 45H106V44H104V43H102L103 44V46L104 47H102L101 46V43H100V40L102 41V39H104V38H102V37H104L105 36V32H107ZM150 30V31H149ZM161 30V31H160ZM209 30V31H208ZM214 30H216V34L215 33H213L214 32ZM242 30V31H241ZM247 30V31H246ZM253 30H254V33H253ZM58 32H60V30H57ZM67 31H69V32H67ZM79 31V32H78ZM203 31V33L201 34V32ZM211 31V32H210ZM229 31V32H228ZM95 32H97V33H95ZM197 32L199 33V34H201V35H205V36H202V38H204V40L201 38V36L200 35H198L197 34ZM208 32H210V33H208ZM219 32V33H218ZM222 32V33H221ZM227 32V33H226ZM232 32V33H231ZM259 32H260V34H259ZM108 33V32H107ZM110 33V32H109ZM135 33V34H134ZM163 33V34H162ZM207 33V34H206ZM231 33V34H230ZM235 33H236V35H235ZM238 33V34H237ZM243 33H245V34H243ZM256 33H258V34H256ZM95 34V35H94ZM114 34H118L117 36L116 35H114ZM125 34H126V36H125ZM129 34V35H128ZM212 35V37H211V39H213L214 40V38L216 39H218L219 38V40L218 41H216V40H214L215 41V44L213 43V41L211 40V39H207V36L206 35ZM223 35L222 36V38H220V36L219 35ZM225 34H228L227 36L225 35ZM234 34V35H233ZM253 34V35H252ZM93 35V36H92ZM96 35H98L99 37H97ZM104 35V36H103ZM108 34H106V36H107ZM127 35H128V37H132L131 39L129 38H126L127 37ZM196 35H197V37H196ZM210 35V36H211ZM215 35H216V37H215ZM244 35V36H243ZM255 35V36H254ZM257 35V36H256ZM75 36V37H74ZM96 36V37H95ZM105 36V37H106ZM113 36H115L114 37V39H115V41H116V43L114 42V39L112 38ZM125 36V37H124ZM200 36V38H201V40H196L198 37ZM218 36V37H217ZM254 36V37H253ZM123 37V38H122ZM154 37V38H153ZM206 37V38H205ZM228 37L230 38V39H228ZM238 37H239V39H238ZM245 37V38H244ZM53 38H51V39H53ZM92 38H93V40L94 41H96L98 44H97V46H95V44H96V42H94L93 40H92ZM95 38H101L100 40H99V42H98V40L97 39H95ZM112 38V39H111ZM121 39V41L123 40L124 41V43H123V45H122V42H120V39ZM128 39V41L126 40V42H125V39ZM166 38H168V39H166ZM208 38H210V37H208ZM224 38V39H223ZM226 38V39H225ZM76 39V40H75ZM79 39H82V41L80 40L79 41ZM92 40V42H94L95 44H94V47H96V48H100V47H102L103 48V51H105V52H103L101 49H99V53L96 55H94V54H92L91 52H95V50H96V48H93V47H91V45H90V47L91 48H93L92 50H91V48L88 46L89 44H92V42L90 43H88V41H86V40ZM136 39V40H135ZM162 39V40H161ZM199 39V38H198ZM56 40V41H55ZM78 40V41H77ZM109 40V39H108ZM119 40V42H117ZM226 42H225V41ZM261 40V41H260ZM104 42H106L105 40H103ZM102 41V42H103ZM130 41V42H129ZM201 41V42H200ZM204 41V42H203ZM230 41V42H229ZM231 41H232V44H231ZM248 41V42H247ZM251 41V42H250ZM256 41V42H255ZM50 42V41H49ZM72 42L74 43V46H73V48H72V50H75L77 47V49L79 50V47L81 46V44L79 43V42H84L83 44H82V46H83V48L81 49V51L83 50H85V52H83L84 54L89 50L90 52H87L88 54H86L85 56H86V60L85 61H88L87 62V64L85 65L84 63H85V61L84 60H82L83 58H82V56H81V58L79 59L80 60V62H79V60H78V62L76 61V60H74V59H72V57L70 56V55H73L72 53V50H70L69 49V47L71 48V45H73L72 44ZM76 42H77V47H76ZM86 42V43H85ZM133 42V43H132ZM137 42V43H136ZM146 42V43H145ZM224 42V43H223ZM234 42H236V44L234 43ZM237 42H240V44H242L241 46H243V47H239V43L237 44ZM246 42V43H245ZM45 43V44H46ZM62 43V44H61ZM100 43V44H99ZM107 43H109L108 41H107ZM119 43V44H118ZM121 43V44H120ZM202 43V44H201ZM204 43H205V45H204ZM221 43V44H220ZM225 43H227V44H225ZM229 43V44H228ZM261 43V44H260ZM50 44H52V45H50ZM70 44V45H69ZM80 44V45H79ZM86 44H88L87 46H84V45H86ZM116 46H115V45ZM119 46H118V45ZM225 44V46H223ZM231 44V46L232 47H230L229 45ZM249 44V45H248ZM60 45V46H59ZM64 45V46H63ZM121 45V46H120ZM199 45V46H198ZM202 45V46H201ZM217 45L219 46V47H217ZM228 45V46H227ZM234 45V46H233ZM43 46V47H42ZM69 46V47H68ZM81 46V47H82ZM112 46V47H111ZM124 46V47H123ZM209 46V47H208ZM211 46H214V47H217L216 48V50H214V48L213 47H211ZM237 46V47H236ZM255 46V47H254ZM258 46V47H257ZM29 47V46H28ZM56 47H58V48H56ZM65 49H64V48ZM80 47V48H81ZM113 47H115V48H113ZM137 47V48H136ZM197 47H199V48H197ZM204 47V50L202 49ZM208 47V48H207ZM224 47V48H223ZM228 47H229V50H228ZM234 47L237 49H234ZM245 47V48H244ZM30 48V47H29ZM29 48H27V49H29ZM32 48V47H31ZM75 48V49H74ZM88 48V49H87ZM110 48V49H109ZM123 48V49H122ZM213 50H212V49ZM220 50H219V49ZM233 48V49H232ZM249 50H248V49ZM56 49V51H54ZM69 49V50H68ZM95 49V50H94ZM106 49V50H105ZM125 49V50H124ZM128 49V50H127ZM129 49H130V51H129ZM134 49V50H133ZM202 49V50H201ZM231 49V50H230ZM241 49V50H240ZM255 49V50H254ZM26 50V49H25ZM43 50H45V51H43ZM47 50H49L48 52H47ZM114 50V51H113ZM207 50V52H204V51H206ZM209 50H211V52L209 51ZM218 50V51H217ZM222 50V51H221ZM29 51H28V54H29ZM68 51V52H67ZM97 51H98V49H97ZM103 52V53H101V52ZM194 51V52H193ZM197 53H196V52ZM203 51V52H202ZM215 51H216V53L217 54H215ZM220 51V52H219ZM227 51V52H226ZM233 51V52H232ZM40 52V53H39ZM46 52V53H45ZM62 52V53H61ZM67 52V53H66ZM70 52V53H69ZM72 52V53H71ZM119 52V53H118ZM124 52H126L127 54H125ZM190 52H192V55H193V53H194V56H196V58L194 57V56H191V53ZM200 52H201V54L203 55V56H201V54H200ZM224 52H226L225 54L226 55H224ZM241 52V53H240ZM51 53H53V55H50ZM93 55V57L91 56V54ZM96 53V52H95ZM189 53H190V55H189ZM205 53H207L208 54V58L207 57H205ZM221 55H220V54ZM228 53H230V54H228ZM234 53H235V55H234ZM238 53V54H237ZM26 54H27V50H26ZM27 54V55H28ZM65 54H66V56H65ZM67 54L70 56H68L69 58H70V60L68 59V57H67ZM82 54V53H81ZM102 54V55H101ZM105 54V55H104ZM122 54V55H121ZM196 54V55H195ZM206 54V55H207ZM211 54V55H210ZM37 55V56H36ZM87 55H88V57H87ZM91 56V58L90 59H95L94 61L92 60V61H89L88 59H89V57ZM100 55V56H99ZM104 55V56H103ZM115 55V56H114ZM215 55V56H214ZM229 55H230V57H229ZM233 55V56H232ZM36 56V57H35ZM80 56V55H79ZM98 56V57H97ZM103 56V57H102ZM211 56V57H210ZM219 56V57H218ZM43 57V58H42ZM65 57H67L66 59H65ZM74 57V56H73ZM84 57V56H83ZM99 57H101V59H99ZM105 57V58H104ZM200 57H201V59H200ZM233 57H235V58H233ZM242 57V58H241ZM245 57V58H244ZM247 57H249V59H247ZM47 58V59H46ZM49 58L51 59V62H50V60H49ZM111 58H115L114 60L113 59H111ZM155 58V59H154ZM195 58V59H194ZM213 58H215L214 60H213ZM218 58V59H217ZM225 58V59H224ZM240 58H241V60H240ZM244 58V59H243ZM253 58V59H252ZM42 61H41V60ZM161 59H162V61H166L165 63L164 62H162L161 61ZM193 59V60H192ZM225 62V60H226V62L223 64V61ZM256 59V60H255ZM20 60H19V63H21L20 62ZM53 60V61H52ZM56 60V61H55ZM83 62H82V61ZM96 60H97V62H96ZM102 60V61H101ZM106 60H109V61H106ZM112 60V61H111ZM157 60H160L159 62L157 61ZM207 60V61H206ZM209 60V61H208ZM210 60H212V61H210ZM216 60V61H215ZM221 60V61H220ZM228 60V61H227ZM245 60V61H244ZM247 60L249 61V62H247ZM26 63H29V65L28 64H26L25 65V62ZM47 61V62H46ZM49 61V62H48ZM75 61V62H74ZM204 61V62H203ZM237 61H239V62H236ZM244 61V62H243ZM6 62H8L9 63V61L8 60H6ZM24 62V63H23ZM90 62H91V65H90ZM92 62H93V64H92ZM99 62V63H98ZM105 62V63H104ZM107 62L109 63V65H107V66H105L106 64H107ZM181 62V61H180ZM206 62V63H205ZM213 62V63H212ZM215 62V63H214ZM218 62H219V64H218ZM235 62V63H234ZM261 62H263V63H261ZM36 63H37V65H36ZM44 63L45 64H48V65H51V66H45L44 65ZM53 63H54V65H53ZM55 63H57L58 65H55ZM96 63H98L97 64V66H98V71L96 70V72H95V66H96ZM163 63V64H162ZM211 65H210V64ZM226 63H228V65H226ZM256 64V65H254V64ZM262 65H261V64ZM76 64H78V65H76ZM80 64V65H79ZM84 64V65H83ZM89 64V65H88ZM117 64V65H116ZM235 64V65H234ZM236 64H237V66H236ZM248 64V65H249ZM253 64V65H252ZM9 65V64H8ZM33 65V66H32ZM42 65H43V67H42ZM87 65H88V67H87ZM100 65V66H99ZM104 65V66H103ZM165 67H164V66ZM170 65H169V67H170ZM213 65H215L214 67H213ZM221 65V66H220ZM224 65V66H223ZM38 66V67H37ZM41 68H40V67ZM53 66V69L51 68ZM93 67L92 68V70H91V67ZM146 66V67H145ZM157 66V67H156ZM209 66V67H208ZM225 66H228V67H225ZM232 66V67H231ZM21 67V68H22ZM55 67V68H54ZM61 67V68H60ZM79 67V68H78ZM80 67H82L83 68V71H82V68H80ZM84 67H86L87 68V70H86V72L87 73H85L84 71H85V69L86 68H84ZM121 67V68H120ZM130 67L132 68L131 70H130ZM143 67H145L144 69H142ZM28 68H29V70H28ZM32 68V69H31ZM47 68V69H46ZM57 68V69H56ZM111 70H110V69ZM213 68V69H212ZM220 68V69H219ZM4 69V70H5ZM30 69L32 70V71H30ZM33 69H37V70H33ZM40 69H42V72H40L41 70ZM60 69V70H59ZM66 69V70H65ZM90 69V70H89ZM94 69V70H93ZM120 69V70H119ZM123 69V70H122ZM126 69V70H125ZM8 70V71H9ZM26 70H27V72H26ZM46 70V71H45ZM49 70H53V71H49ZM59 70V71H58ZM79 70H81L80 72H79ZM214 70V71H213ZM37 71V72H36ZM39 71V72H38ZM44 71V72H43ZM48 71H49V73H48ZM68 71V72H67ZM88 71H90L89 72V74H88ZM104 71H105V73H104ZM125 71V72H124ZM128 71V72H127ZM145 71H147V70H145ZM155 71V70H154ZM153 71V72H154ZM211 71H213V72H211ZM220 71V72H221ZM6 72H4L5 74H6ZM28 72H30L29 74H26V73H28ZM47 72V73H46ZM51 72H52V74H51ZM60 72V73H59ZM61 72H63L62 74H61ZM72 72V73H71ZM82 72H84V73H82ZM115 72V73H114ZM130 72V73H129ZM139 72V73H138ZM152 72V73H153ZM221 72V73H222ZM23 73V74H22ZM41 73H44V75H46L47 76V78H46V80L44 79L46 76H44V75H41ZM76 73V74H75ZM103 73V74H102ZM114 73V74H113ZM151 73V75H153ZM157 73H158V71H157ZM219 73V72H218ZM218 73H217V75H218ZM230 72H226V76H228V74H229ZM7 74H9V72H7ZM6 74V75H7ZM10 74L8 75V76H10ZM24 74L26 75V76H24ZM57 74H58V76L59 77H57ZM74 74H75V76H74ZM113 75V77H111V76H109V75ZM214 74H215V76H214ZM220 74V73H219ZM50 75L51 76H53V75H55V77L53 78V77H51V79L53 78L54 79V81L52 80V82L50 81L51 79H50ZM88 75V76H87ZM92 75V76H91ZM94 75V76H93ZM133 75V76H132ZM155 75V74H154ZM222 74H220L219 76L220 77H222L221 76ZM230 75V77L231 76H233V73L231 74H229ZM10 76V77H11ZM24 76V77H23ZM65 76V77H64ZM68 76V77H67ZM81 76H84V77H81ZM98 76V77H97ZM128 76V77H127ZM33 77V78H32ZM57 77V78H56ZM88 78V80H86L87 78ZM107 77L108 78H110V80L111 81H109V79H107ZM210 77V76H209ZM218 77V76H217ZM0 78H1V76H0ZM3 78V79H4ZM43 78V79H42ZM66 78H67V80H66ZM82 80H81V79ZM84 78V79H83ZM93 78V79H92ZM212 78V77H211ZM219 78V77H218ZM218 78H214V80L216 79H218ZM14 79V80H13ZM23 79V80H22ZM42 79V80H41ZM47 79H48V82H47ZM50 79V80H49ZM107 79V80H106ZM7 80V81H6ZM16 80V81H15ZM31 80V81H30ZM60 80V81H59ZM80 81L79 83L77 82V81ZM86 80V81H85ZM117 80V81H116ZM123 80V81H122ZM213 80V81H214ZM9 81V82H8ZM81 81H83V82H81ZM107 81H109L108 83L110 84V85H108L107 84ZM3 82H0V85H1V89L3 90V88H2V84H3ZM26 82V83H25ZM48 84H47V83ZM60 82V83H59ZM73 82H75V83H73ZM88 82V83H87ZM98 82H99V84H98ZM218 82V81H217ZM51 83H52V85H51ZM81 83V85H79ZM85 83V84H84ZM94 83V84H93ZM121 83V84H120ZM210 83V82H209ZM215 83V82H214ZM214 83H212L213 85H216V84H214ZM25 84V85H24ZM46 86H45V85ZM55 84H56V86H55ZM65 84V85H64ZM82 84H83V86H82ZM102 84H105V85H102ZM4 85V87H5V84H3ZM72 85V86H71ZM79 85V86H78ZM86 85V86H85ZM96 85H97V87H96ZM121 85V86H120ZM124 87H123V86ZM89 86V87H88ZM105 86V87H104ZM109 86H112V87H108ZM7 87V86H6ZM5 87V88H6ZM9 87H7V88H9ZM21 87V88H20ZM23 87V88H22ZM34 87V88H33ZM73 87V88H72ZM94 89H93V88ZM102 87V88H101ZM114 87H116V89H118L117 91H115V88ZM63 88V89H62ZM69 88V89H68ZM111 88H112V91L111 92H114V93H117L115 96H117V99L115 100V97L114 96H112V97H114V99H112V97L111 96H107L106 97V94L105 95H103L104 96V99H107V100H104V99H102L103 98V96H101L103 93H106L107 91L109 92V90L108 89H110L111 90ZM124 88H125V90H124ZM23 89V90H22ZM35 89V90H34ZM45 89H46V92H44L45 91ZM48 89L52 92H50V91H48ZM58 89V90H57ZM60 89V90H59ZM90 91H89V90ZM91 89H93V90H91ZM99 89V90H98ZM101 89V90H100ZM103 89H106V90H104L103 91ZM6 90V89H5ZM8 90V89H7ZM15 90H16V92H15ZM20 90H22L21 92H17V91H20ZM24 90H25V92H26V90H27V93H25L24 92ZM31 90H34V93H33V91H31ZM38 90H40V91H38ZM81 90V91H80ZM97 92V94H96V92ZM28 91H30V94L28 93ZM63 91V92H62ZM72 91V92H71ZM78 91H80V92H78ZM83 91V92H82ZM93 91V92H92ZM0 92L1 93H3V92H5L4 94L7 96V93L6 92H9V91H1L0 90ZM23 92V93H22ZM36 92V93H35ZM49 92V93H48ZM68 92H71L70 94L68 93ZM85 92H86V94H85ZM92 93V95H91V93ZM95 92V93H94ZM101 92H103V93H101ZM107 92V93H108ZM123 92H124V95H123ZM126 92V93H125ZM83 93V94H82ZM93 93H94V95H93ZM100 93H101V95H100ZM14 94V95H15ZM26 94H27V96H26ZM32 94H34V95H32ZM44 94H46V98H49L48 99V106H49V104H51L52 103V105H53V103H54V105H53V107L51 108L50 106V109L52 110V109H55L56 107V109H58V108H60L61 107V104H62V102H63V105H65L64 103H67V105H68V103H70L71 105H69L70 106V109H69V106H67L68 107V109L69 110H71V111H69V110H67V113H65V115L63 114V116H62V118H60L59 116H57L58 114H59V111L58 112H55V113H53L54 111L52 110V111H50V109H49V107H47V105L45 106L44 104H47V101H42L43 100V98H42V100H41V102H43V103H41L39 100H40V95H44ZM109 94H110V92H109ZM2 95V94H1ZM0 95V96H1ZM5 95H2L5 99H2V96H1V101H0V107H1V103H3L2 105V109L5 107L4 106V104L6 103L7 104V102L11 99V96H13V97H15L13 94L12 95H10V97H9V95H8V97L10 98H8V99H6V97H5ZM16 95V96H17ZM24 95V96H23ZM54 95V96H53ZM80 95V96H79ZM90 97H89V96ZM99 95H100V97H99ZM108 95V94H107ZM110 95H113V93L112 94H110ZM121 95V96H120ZM77 96V97H76ZM86 98H85V97ZM92 96V97H91ZM98 96V97H97ZM18 97V98H19ZM30 97H31V99H30ZM41 97H43V96H41ZM45 97V96H44ZM106 97V98H105ZM45 98V99H46ZM57 98V99H56ZM88 98H90V99H88ZM95 98V99H94ZM97 98V99H96ZM108 98L110 99V102H106V101H108ZM122 98V99H121ZM13 99V98H12ZM12 99H11V102H8V104L6 105V108L8 107V110H6V108H5V110L3 109V111H11V108L12 107H10L9 108V106L10 105H12L11 103H14V102H12ZM56 99V100H55ZM79 99V100H78ZM84 99H86V100H83ZM93 99V100H92ZM102 99V100H101ZM118 99H120V101L118 100ZM4 100H6V101H4ZM27 100H30V101H27ZM81 100V101H80ZM91 100V101H90ZM99 100H100V102H99ZM126 102H124V101ZM52 101V102H51ZM57 101V102H56ZM112 101V102H111ZM61 102V103H60ZM76 102V103H75ZM84 102V103H83ZM103 102H105V104L102 103ZM118 102V103H117ZM57 103H59V104H57ZM75 103V104H74ZM82 103V104H81ZM89 103H90V105H89ZM110 103V104H109ZM117 103V105H115ZM16 104V105H15ZM20 104H17V103H14V111L12 110V112L14 113L15 112V106H19V107H21L20 106ZM41 104V105H40ZM91 104H93V108H92V106H91ZM109 104V105H108ZM111 104H113V105H115L116 107H118V108H116L115 109V106H112ZM9 105V106H8ZM51 105V106H52ZM79 105V106H78ZM84 107H83V106ZM98 105V106H97ZM104 105H108V106H104ZM189 105H191V103L189 104L188 103V105L187 104H185V108H187V106H188V108H190L191 106H189ZM78 106V107H77ZM81 106V107H80ZM90 107V109H89V107ZM104 106V107H103ZM112 106V107H111ZM83 107V108H82ZM85 107H86V109H89V110H86L85 109ZM99 107V108H98ZM18 108V107H17ZM16 108V109H17ZM98 108V109H97ZM100 108H101V110H100ZM104 108V109H103ZM110 108V109H109ZM2 109H1V111H2ZM13 109V108H12ZM56 109H55V111H56ZM80 109V110H79ZM83 109H85V110H83ZM103 109V110H102ZM115 109V110H114ZM21 110V109H20ZM34 110V109H33ZM59 110V109H58ZM81 110H82V112H81ZM109 110H110V112H112V113H110L109 112ZM0 111V115H1V112ZM40 111V112H41ZM63 111L64 112H66L65 111V109H64V107H63ZM103 111V113L102 114H100L101 112ZM107 111V112H106ZM12 112H9L10 114L12 113ZM21 112V111H20ZM113 112L116 114H113ZM4 113V115H2V119L1 120H3L4 118H5V116L7 117V115H8V121L9 122H7V121H5V122H7V124H9L10 123V120H12V115H10V114H7V112L5 113V112H3ZM2 113V114H3ZM41 113V114H42ZM5 114H7V115H5ZM19 114V113H18ZM21 114V113H20ZM23 114H25V112H23ZM104 114H105V116H104ZM112 114V115H111ZM28 116H32V117H34V115L33 114H27ZM84 115H85V117H84ZM87 115V116H86ZM247 115H248V113H247ZM9 116H11V117H9ZM22 116V115H21ZM20 116V117H21ZM28 116H26L25 117V120L24 121H21L22 119L20 118V120H19V117H18V120H19V123H18V121L16 122L15 121V123L12 125V123H11V126H14V128L13 127H11V131L15 134V132L16 133H18V134H16V136H18L17 138L18 139H20L22 142H23V140L25 139V138H27L26 136H24V135H29V133H30V131H31V127H32V125H33V122L32 121H30L29 119H32V117L30 116V118L28 117ZM73 116V117H72ZM89 116H91L93 119H92V122H93V120H94V122H98V123H100L99 125L98 124H94V122L91 124L90 123V121H89V123H88V120H90V119H88V118H90ZM101 116H102V118H101ZM106 116H107V119H106ZM117 116V117H116ZM120 116H122V115H120ZM24 117V116H23ZM59 117V118H58ZM75 117V118H74ZM104 117V118H103ZM123 117V116H122ZM11 118V119H10ZM17 118V117H16ZM15 118V119H16ZM29 118V119H28ZM118 118V119H117ZM124 118V117H123ZM202 118V119H201ZM24 119V118H23ZM58 119V120H57ZM62 119V120H61ZM76 119V120H75ZM81 119V120H80ZM101 119V120H100ZM29 120V121H28ZM80 120V121H79ZM100 122H99V121ZM123 120V119H122ZM201 120H203L202 122H204V125H203V128H202V125H200L201 126V129H198V130H202V132L204 133V134H206V132L204 131V129H205V127L207 126V127H209L210 126V128H212L213 126H211V124L212 123H210L209 121L207 122V121H205L204 119H203V117H200V124H203L202 122H201ZM22 123H21V122ZM76 121V122H75ZM79 121V122H78ZM83 121V122H82ZM105 121H104V123H105ZM251 121V122H250ZM2 122V121H1ZM4 122V123H5ZM86 122V123H85ZM205 122H207L206 124H205ZM248 122H249V124L250 123H252V120H248L247 121V124H248ZM3 123V126L5 125ZM78 123V124H77ZM80 123V124H79ZM102 123V124H101ZM141 123V124H140ZM18 124V125H17ZM85 124V125H84ZM89 124H90V126H92L93 125V127H91L92 129L90 130V126H89ZM122 124V125H121ZM138 124H140L141 126H143L144 127V132H143V128L141 129V128H139V127H141L140 125H138ZM247 124H243V126H244V129L246 128V126H247ZM1 125V124H0ZM78 125V126H77ZM89 127V130L88 131H91V132H86V131H84V129L85 130H87L86 129V127L87 126ZM97 125V126H96ZM133 125V126H132ZM2 126V125H1ZM95 126H96V128H95ZM112 126V127H113ZM139 126V127H138ZM85 127V128H84ZM110 127V126H109ZM7 128V125H5L4 126V129H6ZM131 128V129H130ZM2 129V128H1ZM15 129V130H14ZM28 129H30V130H28ZM32 129H34V127H32ZM95 129V130H94ZM100 129V128H99ZM111 129H109L108 131L110 132V130ZM139 129H141V131H142V134H143V136H144V138L141 140V137H142V134H140V130ZM145 129L148 131V132H146L145 131ZM206 129H208V128H206ZM244 129H243V127H242V130H240L241 132H243V134H245L244 132ZM26 130H28V132L29 133H25L26 132ZM98 130V131H97ZM111 130V131H112ZM134 130V131H133ZM138 131V133H136L137 131ZM212 130V129H211ZM4 131H6V130H4ZM3 131V132H4ZM81 131V132H80ZM120 131V132H119ZM208 131H210V129L208 130ZM33 132H34V130H33ZM57 132V131H56ZM60 132V133H59ZM85 132V133H84ZM94 132H98V133H101V134H97V136H96V134L94 133ZM105 133H107L106 131H104ZM118 132H119V134H118ZM126 132V133H125ZM132 132V133H131ZM135 132V133H134ZM111 133H113V132H111ZM147 133V134H146ZM200 133H201V131H200ZM19 134H21V135H19ZM32 134L33 133H31L30 135H29V137H31L32 136ZM57 134V133H56ZM89 134V135H88ZM90 134L92 135V134H94V136H93V139H92V136H90ZM118 134V135H117ZM139 134V135H138ZM145 134H146V136H145ZM136 135V136H135ZM207 135V134H206ZM19 136L21 137V136H24V137H22V138H24V139H21V138H19ZM104 136V135H103ZM141 136V137H140ZM29 137L27 138L28 140H29ZM97 139V141L95 140V138ZM116 137V138H117ZM135 137H136V139H135ZM138 137H140V139L138 138ZM130 138V139H129ZM17 139V140H18ZM32 139V138H31ZM99 139V140H100ZM120 139V138H119ZM15 140H16V138H15ZM16 140V141H17ZM19 140V141H20ZM66 140H67V143H66ZM93 140H94V142H96V143H94L93 142ZM27 140L25 139L24 140V142L26 143L25 145H29V143H30V141H28L29 143L27 144V142H26ZM88 141L90 142L89 143V145L88 146H90V145H92V143H94L91 147H93V149L95 150V152H93L94 150H92L91 151V153L89 154L88 153V148L90 149V147H87V144H88ZM92 141V142H91ZM116 141V140H115ZM120 141V140H119ZM119 141H118V143H119ZM117 142V141H116ZM147 141H146V143H145V139H144V142H143V145H145L146 146V150H147ZM61 144V147H63L62 145V143H60ZM260 144V143H259ZM95 145V146H94ZM128 145V144H127ZM252 145V144H251ZM250 145V146H251ZM261 145V147L259 146L258 147V150H260L259 148H261V152H262V148H263V145L262 144H260ZM129 146H131V145H128V146H126V147H128V148H126L125 147V149H126V151H125V149H124V153L126 152V155H124V156H122V157H124L123 159L121 158L120 159V161H121V163H120V166H121V168H120V166H117V171H118V168H120V169H122V164H123V162H125L126 161V159L130 156L129 154H131L132 155V150H134V148H133V146H131L130 148L132 149L131 150V152L129 153V151H130V148H129ZM138 146H136V147H138ZM254 146V145H253ZM141 147V148H140ZM252 147V146H251ZM148 148H149V145H148ZM87 149V150H86ZM123 149V148H122ZM128 149V150H127ZM144 149V150H143ZM91 150V149H90ZM137 150V152L136 151H134V152H136V153H134V155L135 154H137V153H139V152H142V151H138ZM258 150H257V152H258ZM264 150V149H263ZM259 151V153H260V155H263L264 154V151L261 153ZM122 152V151H121ZM142 152V153H143ZM141 153V154H142ZM121 154L122 153H120V157H121ZM140 153L137 155V156H140L141 155ZM123 155V154H122ZM133 155V156H134ZM76 156V157H77ZM132 156V157H133ZM136 156V157H137ZM79 158V157H78ZM82 158H81V160H82ZM130 158V157H129ZM78 160V159H77ZM125 160V161H124ZM123 161V162H122ZM88 163H91V165H92V160L90 161V162H88ZM96 163V162H95ZM130 164V163H129ZM90 165V164H89ZM119 165V164H118ZM124 165V164H123ZM131 165V164H130ZM109 167H111V166H109ZM107 168L105 171L107 172V170L108 169H110V168ZM105 169V168H104ZM43 170H45L46 171V169H43ZM105 171H104V174H103V176H106L105 175ZM111 171V170H110ZM117 171H115V172H117ZM112 172V171H111ZM114 172V173H115ZM119 172V171H118ZM153 172V171H152ZM114 173H112V175L114 174ZM154 173V172H153ZM151 174V176H155L156 175V173H157V171L155 172V174ZM107 174V176H108V174H110V176H108V177H111V173H109V170H108V173H106ZM124 173H122V175H123ZM117 175V174H116ZM115 174L113 175V176H116ZM101 177H102V174H101ZM107 177V178H108ZM156 178H157V176H155ZM104 178V177H103ZM112 178H115V177H112ZM132 179H133V177H132ZM135 179V178H134ZM133 179V180H134ZM152 179H153V182H152ZM151 179V181H150V183H141V180L139 181V183H141V184H139V183H137V184H139L140 186H143L142 188L141 187H139V188H141L142 190H141V194L140 195H144V197H145V200H146V198L147 197H149L148 196V193L150 192V190H151V192L149 193V194H152L153 196V199H154V196H155V198L157 197V194H158V191L156 190V187H155V182L156 181H158V179L156 180V181H154V178H152ZM110 180V179H109ZM112 180H114V179H111V181ZM100 181H101V178H100ZM102 181H105V183H106V181L108 182V183H110L111 181H108L107 179L106 180H103L102 179ZM135 181V180H134ZM133 182V181H132ZM152 182V183H151ZM107 183V184H108ZM134 183H136V181L134 182ZM134 183H132V185L134 184ZM156 183H158L159 184V182H156ZM111 184V183H110ZM151 184V185H150ZM103 185H105L104 184V182H103ZM102 185V186H103ZM135 185V184H134ZM133 185V186H134ZM138 185V186H139ZM149 185H150V187H149ZM154 185V186H153ZM108 186H109V184H108ZM107 186V187H108ZM117 186V185H116ZM136 186V188L134 187L133 189H135V190H137L138 189V187H137V185H135ZM147 186V187H146ZM155 187V189L153 188V187ZM157 187H158V185H156ZM105 187V186H104ZM129 188V187H128ZM112 189H115V188H113L112 187ZM112 189L110 190H108V191H110V193L109 194H113V196H110V199L113 197V200H114V198H116V196H115V194L113 193V191H112ZM133 189L131 188V190H130V192L132 191L133 192ZM143 189H145V190H143ZM150 189V190H149ZM154 189V190H153ZM146 190H147V193H146V195L144 194L145 192H146ZM153 190V191H152ZM115 191V190H114ZM125 190L123 189V191H122V193H125L124 192ZM139 192H140V189L138 190ZM137 191V193L135 194V196L133 195H131L132 197H135V198H131V196H130V198H129V196H126L125 198L124 197H122V196H120L119 198L120 199H116V200H114V201H112V199L110 200V204H113V205H111V207L112 206H115L117 203H119V202H121L122 203V205H123V202H125V206H127L128 207V209H126L125 208V206H119L118 204V207L120 208V212L122 211V209L124 210H129L132 206L131 205H133L134 204V206H135V204H136V202L138 201H140L141 200V202H143V203H141V205H138L139 206V208H138V206L137 207H135V208H138V209H135V210H137V211H134V210H130V212H129V214H131V212H132V214H133V212H134V215H132V216H135V212H136V216L135 217H132V216H129L128 215V217L130 218H128L129 220H131L130 222H132V220L133 219H135L134 220V223H136V222H141L142 224H140V226L142 225H144L145 227H146V229H147V223L145 222L146 221V219H145V217H147L146 215H145V212L144 211H142L141 210V206L143 205V204H146L148 201H145V200H142V199H144V197H143V195H142V199H141V196L139 195V192ZM149 191V192H148ZM156 191H157V194H156ZM136 192V191H135ZM155 193V194H154ZM107 194V193H106ZM127 194V193H126ZM137 194H138V198L136 197L137 196ZM123 196H125V195H123ZM140 197V198H139ZM124 198V200L122 201V199ZM150 198L151 197H149V198H147V200H150ZM130 199V200H129ZM131 199H135L136 200V202H135V200L132 202V203H130L129 204V202L130 201H132ZM73 202H79L80 200L79 199H74L73 198V200H72ZM71 201V202H72ZM151 201H152V198H151ZM117 202V203H116ZM75 204H77V203H75ZM74 204V205H75ZM128 204V205H127ZM139 204H140V202H139ZM117 205H116V207H117ZM76 206V205H75ZM131 206V207H130ZM117 207V208H118ZM258 207V206H257ZM70 209H71V206L69 207ZM77 209V208H76ZM76 209H73L72 211H70L69 212V209H66L65 210V212H64V214H63V216H66V217H70V216H72V214L74 213V212H76ZM80 209V208H79ZM79 209H77V210H79ZM115 209V208H114ZM133 209V208H132ZM257 209H259V208H257ZM113 210V209H112ZM116 210V209H115ZM124 210V211H125ZM255 210V211H254ZM254 210H251V212L252 211H254V212H252L253 213V216L255 217L256 216V214H258L259 212H260V216H262V213L261 212H263L264 211V208L262 209V208H260L259 210H257L258 211V213L256 212V208L254 209ZM114 211V210H113ZM138 211H141V213H139ZM68 212V214H66ZM119 212V213H120ZM138 212V213H137ZM256 212V213H255ZM70 213V214H69ZM115 213H116V211H115ZM117 213H118V210H117ZM121 213H123V211L121 212ZM143 213V214H142ZM264 213V212H263ZM138 214V215H137ZM141 215V217H140V215ZM255 214V215H254ZM70 215V216H69ZM62 216V217H63ZM77 216H80V214L79 215H77ZM144 216V217H143ZM259 216V217H260ZM252 217V216H251ZM263 217H264V214H263ZM65 218V217H64ZM133 218V219H132ZM136 218H138V219H136ZM143 218V219H142ZM144 219H145V221H144ZM141 220V221H140ZM261 220V219H260ZM136 221V222H135ZM263 220H261V221H257V223H255V224H261V222H262ZM133 223V222H132ZM131 224L130 225V223H128V226L130 225V229H129V227L127 228L128 229V231H127V229H126V237L125 236H122L125 240H122V241H124V248L126 249V251H127V253L126 254H128V252H129V250L131 251V252H129V253H133L132 251H134V249H141L140 247H141V245H142V243H147V242H149L148 240L150 239L151 240V242H152V239H151V237H149V235L148 234H146L147 232L145 231V230H143V227H136V226H139V223H137V224ZM146 223V224H145ZM134 225V226H133ZM253 227H254V224L252 223L251 224ZM258 225H255V228H257L258 227ZM263 225V224H262ZM20 226V225H19ZM261 226V225H260ZM22 227V226H21ZM21 227H20V229H21ZM24 227H22V229H23ZM18 229V228H17ZM16 229V230H17ZM130 230V231H129ZM143 230V231H142ZM21 232L23 231V230H20ZM17 232H19V230L18 231H16V233ZM144 232V233H143ZM22 233H25L24 235H26L27 236V238H28V235L31 237V236H35L36 234L38 235V233H35V232H31V231H25V232H22ZM28 235H27V234ZM143 233V234H142ZM18 234V233H17ZM17 234H14V238L15 239H17V236H15V235H17ZM21 234V233H20ZM124 234H125V232H124ZM123 234V235H124ZM36 235V236H37ZM52 235V234H51ZM25 236V237H26ZM48 236V237H47ZM46 236V238H45V240H43L42 242H44V243H49L50 241V235H47ZM18 239H20L21 237L18 235ZM29 237V238H30ZM145 237H147L145 240H144V242H143V239ZM17 239V240H18ZM22 239V238H21ZM20 239V240H21ZM24 239V238H23ZM122 239V238H121ZM134 240V241H133ZM256 242H258L257 241V239H254ZM130 241V242H129ZM255 241H253V242H249L248 243V247H247V249L248 250H250V253L247 251L246 252V255H247V253H249L250 254V256L252 255V253H256L257 251L255 250V247L254 248H252V246H257V243H255ZM20 244H19V243ZM23 243V241L21 240V241H13V245H12V247L10 248L9 246V248H8V250H7V247H5V249L7 250H5L6 251V253L7 252H10V250H12V248H13V251H11L12 253H17L16 251H14V250H17L19 247H21V246H23L22 247V249L20 250L21 251V254L19 255V254H15L16 256H15V259H17L16 257H18V261H16L15 259H13L14 258V256H10V254H11V252H10V254L9 253H7L5 256H3L2 257V263L3 264H18V263H23V264H28L30 261H28V259H27V257H29V255L27 254V251L28 250H26V249H24L26 246H25V244L23 245L22 243ZM15 243H16V245H15ZM150 243V242H149ZM259 244V243H258ZM252 245V246H251ZM16 246V247H15ZM251 246V247H250ZM45 247V246H44ZM128 248V249H127ZM34 250H35V247L33 248ZM33 249H31V250H33ZM254 249V250H253ZM24 250V251H23ZM33 250V251H34ZM37 250V249H36ZM4 251V252H5ZM18 251V253H20L19 252V250H17ZM136 251V250H135ZM134 251V252H135ZM251 251H253V252H251ZM259 253H260V251H259ZM4 254V253H3ZM2 254V255H3ZM9 254V255H8ZM26 254V258L24 257L23 258V256ZM256 254H258V252L256 253ZM12 255V254H11ZM19 255V256H18ZM7 256V257H6ZM47 256L48 255H46V261L47 262H49L50 263V260L49 259H47ZM52 256V255H51ZM248 257H249V255H247ZM10 257H11V259L12 260H10ZM49 257H50V255H49ZM4 258H6V259H4ZM51 258V257H50ZM9 259V260H8ZM262 259L264 260V257H262ZM26 260V261H25ZM255 260V259H254ZM14 261V262H13ZM252 262H255V261H253V260H251ZM49 263H47V264H49ZM29 264H31V263H29ZM51 264V263H50ZM251 264H253V263H251Z\"/></svg>",
    "mask_w": 264,
    "mask_h": 264
}]
</instances>
